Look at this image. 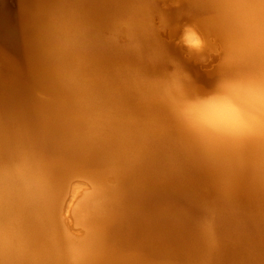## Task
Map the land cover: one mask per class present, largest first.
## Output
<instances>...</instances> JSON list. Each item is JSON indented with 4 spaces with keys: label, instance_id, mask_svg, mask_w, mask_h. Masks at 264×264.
Returning a JSON list of instances; mask_svg holds the SVG:
<instances>
[{
    "label": "clouds",
    "instance_id": "clouds-1",
    "mask_svg": "<svg viewBox=\"0 0 264 264\" xmlns=\"http://www.w3.org/2000/svg\"><path fill=\"white\" fill-rule=\"evenodd\" d=\"M22 7L60 138L73 153L103 148L108 170L83 181L0 123V264H93L119 173L156 144L194 155L225 190L242 173L264 188V0ZM177 30L178 39L164 40ZM167 43L184 50L183 61ZM185 62L200 65L211 85L198 83Z\"/></svg>",
    "mask_w": 264,
    "mask_h": 264
},
{
    "label": "bare ground",
    "instance_id": "bare-ground-1",
    "mask_svg": "<svg viewBox=\"0 0 264 264\" xmlns=\"http://www.w3.org/2000/svg\"><path fill=\"white\" fill-rule=\"evenodd\" d=\"M23 2L0 0V123L22 130L53 153L58 168L75 169L82 180L107 173L103 148L73 153L60 138L55 110L42 98L52 89L37 61ZM198 77L211 85L206 74ZM119 179L99 221L93 264H264V188L246 174L225 190L194 155L156 144Z\"/></svg>",
    "mask_w": 264,
    "mask_h": 264
},
{
    "label": "rangeland",
    "instance_id": "rangeland-1",
    "mask_svg": "<svg viewBox=\"0 0 264 264\" xmlns=\"http://www.w3.org/2000/svg\"><path fill=\"white\" fill-rule=\"evenodd\" d=\"M173 10V9H172ZM171 12H169V15L174 19L173 22H175V17H176V12L175 10H173ZM173 14V15H172ZM175 14V16H174ZM163 37H164V40L167 41L169 39V37H171L172 40H175V39H178L179 38V31H175V32H169L167 34H162ZM168 45H171V46H167L168 50L170 51V53L172 55H174L175 57H177L178 59L182 60L183 61V49L182 48H177L175 46L174 43H167ZM185 65H186V68L187 70L193 75V77L197 80L198 83L204 85V83H202V81L200 80V78L198 77L199 74H205V72L202 70L201 66L200 65H197V64H194V63H191V62H185ZM205 86V85H204ZM82 180V178H80ZM84 180V178H83ZM85 181V180H84Z\"/></svg>",
    "mask_w": 264,
    "mask_h": 264
}]
</instances>
